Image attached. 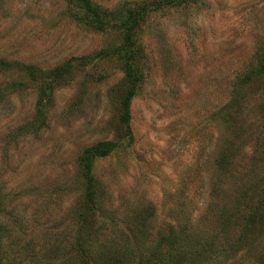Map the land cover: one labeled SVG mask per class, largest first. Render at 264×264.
<instances>
[{
  "label": "rangeland",
  "instance_id": "rangeland-1",
  "mask_svg": "<svg viewBox=\"0 0 264 264\" xmlns=\"http://www.w3.org/2000/svg\"><path fill=\"white\" fill-rule=\"evenodd\" d=\"M0 264H264V0H0Z\"/></svg>",
  "mask_w": 264,
  "mask_h": 264
}]
</instances>
